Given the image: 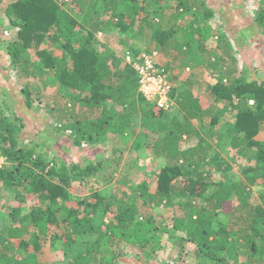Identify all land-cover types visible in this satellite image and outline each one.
<instances>
[{
	"label": "trees",
	"instance_id": "obj_1",
	"mask_svg": "<svg viewBox=\"0 0 264 264\" xmlns=\"http://www.w3.org/2000/svg\"><path fill=\"white\" fill-rule=\"evenodd\" d=\"M224 1L11 0L6 5L0 13V41H7L16 75L41 82L21 88L27 107L43 97L45 87L56 86L67 104L55 115L52 132H67L78 148L84 143L105 147L96 161L69 163L56 156L49 160L37 140L26 144L18 125L7 116L0 119V151L9 163L0 168L2 186L17 190L22 199L25 191L36 199L27 211L14 207L11 216L18 225L9 227L8 235L0 233V264H43L39 250L48 239L63 241L68 264H148L126 256L118 246L126 243L150 256L170 231L184 232V248L186 243L196 246L197 264H264V194L256 199L249 193L251 186L264 183V142L256 138L264 124V79L238 74L230 30L213 33L208 26V20L224 9L228 16L234 14ZM262 3L258 27L264 36ZM167 8L174 9L180 20L191 18L186 24L172 21ZM138 21L145 22L158 44L181 49L185 65L205 63L213 68L216 83L211 96L225 106L216 111L211 127L221 121L229 105L235 111L229 125L232 147L239 153L255 148L254 163L242 170L241 178L229 174L230 166L217 163L218 153L209 156L212 146L194 124L206 112L202 98L184 91L181 104L188 116L169 117L170 108L160 109L141 94L134 67L125 64L122 69L121 60L115 58L108 63L113 56L104 55L107 47L100 43L99 32L129 31L139 27ZM215 35V50L205 53L206 42ZM208 53L213 57L206 58ZM78 105L87 107L86 118L76 113ZM138 125L148 131L147 143L144 137L134 146L149 143L165 165L153 190L147 180L135 184L121 175L116 182L122 188L107 195L100 190V178L108 174L102 177L105 182L114 180ZM193 139L198 140L191 144ZM111 140L115 143L109 148ZM103 152L109 157L104 158ZM213 169L222 172L219 181H209ZM76 183L90 193L76 194ZM233 198L237 203L230 208ZM160 206L171 209L172 226L150 211ZM225 209L229 218L223 221ZM102 211L113 213L112 218L101 220L97 213ZM15 239L19 251L10 253Z\"/></svg>",
	"mask_w": 264,
	"mask_h": 264
},
{
	"label": "rangeland",
	"instance_id": "obj_2",
	"mask_svg": "<svg viewBox=\"0 0 264 264\" xmlns=\"http://www.w3.org/2000/svg\"><path fill=\"white\" fill-rule=\"evenodd\" d=\"M10 1L4 0L3 4L0 5L1 15H3L2 11ZM224 3L230 6L234 14L228 16L225 14L226 10L224 9L221 15H216L208 20V26L213 33H222L230 30V33H227L233 43L234 55L238 60V74L240 72L244 78L264 79V36L260 33L258 27L259 10L263 6L262 0H226ZM174 4L175 2H172L170 6ZM167 12L172 21H178L182 24H186L189 18H191L189 15L181 20L176 18L177 16L174 14L176 12L172 8H167ZM137 24L139 27L136 26L134 29H129V31L121 32L120 29L116 28L107 33L104 31L99 32L100 43H104L107 47L104 50V55L113 56V58H109L108 63L110 64L115 58V61L121 60L118 62L121 63L122 69L124 67L122 65L125 64L134 67V64L139 61L138 57L142 53H150L156 50L159 53L158 61L166 67L173 85L172 94L174 95H171L173 106L170 108L169 117L176 116L182 120L184 116H188L189 113L185 111L186 109L181 104L184 91H192L202 98L201 103L206 112L201 119H194V124L202 131L205 139L212 146L209 156L213 157L218 153L220 156L216 160L217 163L222 164L224 167L230 166L231 172L229 174L236 178H241L243 176L242 170L254 163L255 148L239 153L238 149L232 147L231 128L229 129V125L233 122L235 111L233 112L229 105V111L221 114V121L214 128L211 127L210 121L216 114V111L225 106V102L215 101L211 96V86L216 83L213 68L208 67L205 63L194 67L185 65V55L181 49L170 44H158L155 38H153L151 29L144 25L145 22L138 21ZM238 27L241 31H239ZM10 35L11 31L5 32L4 37L7 39ZM237 35L239 39L235 38ZM216 39L215 35V37L212 36L206 42L204 47L205 53L215 50ZM6 43L5 39L0 41V119L3 116H7L18 125L20 129L17 128L16 130L19 134H23L26 144H29L33 139L37 140L40 143L39 150L49 160L54 156L59 161L65 160L69 163H84L88 159L94 161L99 159L97 155L103 151L104 145L97 147L84 143L78 148L69 140L67 132L59 135L52 132L56 122L55 115L60 113L61 109L66 107L67 104L66 97L63 96L62 92L60 93L56 86L45 87L43 97L40 100H36L33 107H27L21 88L29 82L33 84V87H35V84L40 85L41 82L39 83V80L36 81L32 77L27 79L16 75L15 68L11 62V56L7 52ZM50 48L51 50H56L58 54L61 53V50L56 49L54 45H51ZM99 48L101 50L105 49L100 46ZM219 53L221 52L219 51ZM128 56H130V60ZM205 56L206 58L213 57L209 53ZM252 103L253 101L251 100L250 104ZM76 113L81 118H86L89 114L87 107L83 105L82 107L80 105L76 107ZM22 122L25 123L23 127L20 125ZM146 133L148 131L141 128L140 125L135 128V134L120 161V166L115 173L114 180L105 182V178L102 177H106L108 174L103 175L101 178L99 177L101 182L99 186L100 190L104 193L106 192L107 195L114 193V191H119V188L122 187L116 182V177H120L121 175L127 176L135 184L147 180L150 190L154 189L157 173L165 165V159L164 157L154 155L149 143L146 146H134L135 143H143L144 137L145 143H147ZM256 138L264 142V124ZM197 140L193 139L190 143L194 144ZM114 143V140H111L107 142V145L111 148ZM104 154V158L110 155V153ZM8 165L9 163L6 158L5 163L1 167L5 168ZM108 171L104 172L108 173ZM211 171L208 177L209 181H219L222 172L215 169ZM227 174L223 175L227 176ZM76 184V194L83 196L90 193L89 190H86L79 183ZM18 190H23V188L21 187ZM118 191L115 193H118ZM249 193L251 194L250 197L260 199V195L264 194V183L260 181L257 185L251 186ZM35 203L36 199L30 193H26L25 191V198L22 199V196L17 194V190L4 188L2 181H0V233L5 231L8 235L9 227L18 225L17 223H13L11 216L14 207H21L24 211H27ZM229 203V207H233L237 201L233 198ZM150 211L158 220H165L172 226L173 221L170 208L160 206ZM224 212L220 217L221 220L226 221L229 216L226 209ZM97 216H100L101 220L107 222L112 218L113 213H104L102 211L97 213ZM52 232H55V230H52ZM184 236V232L182 231H176V234L170 231V233L164 236L162 247L150 254V256H147L136 248H132L126 243H122L118 247L126 256L135 259L143 258L148 261V264H197L194 253L196 246L193 243H186L184 248L182 246V237ZM86 239L91 240V237L88 236ZM15 241V247L13 251L9 250L10 253L19 251L17 239ZM1 246L0 243V248ZM181 249L184 252L183 256H181ZM39 257L43 264H68L69 261V258L64 253L63 241L50 239L43 242L42 248L39 250Z\"/></svg>",
	"mask_w": 264,
	"mask_h": 264
},
{
	"label": "built area",
	"instance_id": "obj_3",
	"mask_svg": "<svg viewBox=\"0 0 264 264\" xmlns=\"http://www.w3.org/2000/svg\"><path fill=\"white\" fill-rule=\"evenodd\" d=\"M159 53L154 50L142 53L134 68L139 77V91L158 108L167 110L173 106L172 82L166 67L158 61ZM130 60V56H128ZM5 156L0 151V167L5 163Z\"/></svg>",
	"mask_w": 264,
	"mask_h": 264
}]
</instances>
